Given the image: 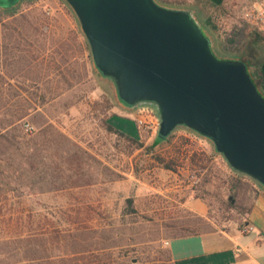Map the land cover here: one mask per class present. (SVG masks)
Returning <instances> with one entry per match:
<instances>
[{"label":"rangeland","instance_id":"obj_1","mask_svg":"<svg viewBox=\"0 0 264 264\" xmlns=\"http://www.w3.org/2000/svg\"><path fill=\"white\" fill-rule=\"evenodd\" d=\"M156 1L196 8L229 55L250 61L253 39L264 41L243 1ZM118 106L65 0L0 8V264H172V237L242 223L250 184L209 140L177 128L157 144L134 119L154 105ZM192 197L207 216L187 207Z\"/></svg>","mask_w":264,"mask_h":264},{"label":"water","instance_id":"obj_2","mask_svg":"<svg viewBox=\"0 0 264 264\" xmlns=\"http://www.w3.org/2000/svg\"><path fill=\"white\" fill-rule=\"evenodd\" d=\"M21 0H0V8ZM101 81L126 110L156 107L155 143L184 128L264 189V96L246 63L215 52L196 8L156 0H65Z\"/></svg>","mask_w":264,"mask_h":264},{"label":"crops","instance_id":"obj_3","mask_svg":"<svg viewBox=\"0 0 264 264\" xmlns=\"http://www.w3.org/2000/svg\"><path fill=\"white\" fill-rule=\"evenodd\" d=\"M207 1L220 4L228 0ZM256 49L264 76V41L258 43ZM117 109L126 111L120 106L115 107V111ZM251 184L252 197L243 225L228 220L221 226L172 237L168 242L172 264H264V189L253 181ZM187 207L200 216H207V205L199 197L189 199ZM245 225L250 227L247 232L241 229Z\"/></svg>","mask_w":264,"mask_h":264},{"label":"built area","instance_id":"obj_4","mask_svg":"<svg viewBox=\"0 0 264 264\" xmlns=\"http://www.w3.org/2000/svg\"><path fill=\"white\" fill-rule=\"evenodd\" d=\"M242 20L254 31L264 38V0H250L244 3L240 8ZM146 107V106H145ZM134 117L135 121L142 127L148 128L153 132L157 131L159 118L157 114L149 108H140ZM25 130L32 132L33 125L30 122L24 123ZM243 232H247L250 227L243 226Z\"/></svg>","mask_w":264,"mask_h":264},{"label":"trees","instance_id":"obj_5","mask_svg":"<svg viewBox=\"0 0 264 264\" xmlns=\"http://www.w3.org/2000/svg\"><path fill=\"white\" fill-rule=\"evenodd\" d=\"M160 1V0H159ZM226 2H228V1H225V2H223V3H226ZM19 3V2H18ZM18 3H16L14 6H11V7H7V8H4L5 10H11V9H13ZM223 3H220V4H212V5H217V6H219V5H221V4H223ZM210 25H211V23H210V21L208 20V19H205V21H203V28H205V30H207L208 32H211L210 30ZM256 32V31H255ZM211 34H212V32H211ZM256 34H258L257 32H256ZM213 35V34H212ZM258 36H260V34L258 35ZM213 38H214V40H215V42H216V39H215V37L213 36ZM260 38H261V36H260ZM258 40L259 39H253V51H251V54H250V61H246V60H244L241 56H239V55H237V56H234V55H229V54H227V53H225L224 51H221V50H219L218 49V45H217V43H215V50L217 51V53L218 54H222V55H225V56H227V57H234V58H239V59H241V60H243L245 63H246V65H247V68H248V71H249V73H250V76H251V78H252V80H253V82H254V84L256 85V87H257V89L259 90V92L264 96V76H263V74H262V71H261V69H260V67H259V61H260V56H259V54L257 53L258 51H257V49H256V47H257V44L258 43H260V42H258ZM97 73V72H96ZM98 74V73H97ZM114 117H116V118H124V117H122V116H117V115H115ZM124 119H126V120H128V121H130V119L129 118H124ZM106 125H107V127H108V129H112V130H114V131H118V132H120L121 134H123V133H125L123 130H121V129H119L118 127H121V126H116V125H114V124H112L111 122H109L107 119H106ZM125 135V134H124ZM130 139H133V140H137L135 137H133V136H129V135H127ZM139 147H141V145L140 146H136L135 148H139ZM163 167H165V168H167V169H172V167H173V165L171 164V162H166V163H163ZM241 179H243L244 180V183H246V185H249L250 184V188H251V186H252V184H251V182L247 179V178H245L244 176H239ZM248 209L249 208H246V210H245V213L248 211ZM243 225V223H241V226ZM242 228V227H241Z\"/></svg>","mask_w":264,"mask_h":264}]
</instances>
